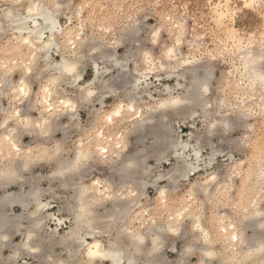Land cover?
<instances>
[{"label":"bare ground","instance_id":"6f19581e","mask_svg":"<svg viewBox=\"0 0 264 264\" xmlns=\"http://www.w3.org/2000/svg\"><path fill=\"white\" fill-rule=\"evenodd\" d=\"M243 1L249 4L254 2V0ZM9 2L0 9V67L3 68L0 72V86H2L0 87V165L2 164L0 190L4 191L0 195V258L3 248L11 244L13 238H10V235L17 233L21 228H24L25 232L23 240L10 247L12 252L0 264H9V262L12 264L24 252L41 256L46 249L53 251L56 248L69 249L70 252L67 257H64L62 252L57 256L49 254L41 259L40 264H157L162 259L160 251L170 237L185 238L186 241L178 264H187L188 257L195 254L198 255L197 264L201 262L214 264L213 261L217 258H220L223 264H264V204L261 205L258 198L261 196L264 200V169L262 170L264 165L249 167L246 170L247 174L245 173L244 176L247 178L250 189L249 202L239 211L238 222L231 224L228 228L217 229L211 222L206 223L205 213L200 212L202 206L196 198L208 197L214 189L218 196H225L233 188L231 183L233 178L243 170L242 162L230 167L228 177L222 183L218 182L215 173L205 174L191 183L187 195L192 202L183 208L181 213H174L164 218L161 216L160 209L148 211L147 207L142 209L143 212L137 218H132L133 211L142 206L140 200L145 197L147 185L155 187L160 180L159 175V179L151 183L147 180V173L143 171L142 165L146 157L152 154L147 147L143 151L139 150L136 156L133 154V157L126 156V139L132 131L143 133L141 136L146 138L153 137L155 145L153 144L151 149L153 153H157L162 146H166L163 144L164 139L169 137L168 129L166 131L164 127L162 128V122H154L157 116L163 119L167 113L173 112L194 121L197 116L202 115L203 135L195 137L192 136L193 132L189 133L195 138L194 144L189 139L172 142L171 146L168 144L174 149L173 155L178 159L177 164L168 174L169 181L172 183L171 191L174 186H179L180 181L187 178L191 172L201 168L200 162L203 159L199 145L207 136L214 132L227 133L235 128L233 126H236L234 125L236 122L232 119L235 117L233 116L235 111L226 110V103H223L226 99H219L222 101L213 104L216 110H209L206 93L209 91V82L213 78L212 72L204 67L191 65L188 58L182 60L175 58L174 51L170 48H164L157 57L147 50L151 64L145 62L144 52L141 51L137 61L134 60L131 67L130 54L126 53L119 58L114 47L124 45L126 40L129 42L134 39L139 33V27L130 28V25L125 30V35L120 39L116 38V44L108 43L103 38L93 39L83 32L82 26L71 27L68 23L73 17L78 18L82 4L66 7L68 0H9ZM67 10L70 13H67ZM62 17H66V24L62 23ZM104 25L106 26L103 30H108L107 23ZM83 27H85L84 23ZM166 27L174 32V42L178 39L179 33L184 31L180 25L167 24ZM69 30L74 36H79V40L75 41L77 45L75 49H70L64 39ZM154 30L158 31V28L151 27L149 36ZM4 39L15 40V47L7 50L3 44ZM24 40H28L29 43L24 44ZM169 50L173 53L171 57L167 54ZM73 52L75 55L71 54ZM253 54L250 51L242 55L245 57L244 63L250 66L249 87H253L258 82L264 96V73H258L255 69L264 61L260 62L263 55ZM64 60H79L81 63L77 65L76 70H82L83 76L86 65L90 63L93 78L99 70L104 80L110 83V94L104 95L99 101L93 96L83 100L82 104H77L76 101L80 98L79 92L73 97L72 91L69 90V88L72 89L71 85L61 87L58 84L52 89L53 95L48 105L52 108L51 112H48L42 103L44 93L40 88L39 102L34 101L36 93L33 94L31 86L29 97L17 99L19 96L17 91L19 78L17 77H20L22 72L25 73L26 83L35 79L39 83L41 82L39 80H42L47 86L49 79H55L63 71L62 67L57 68V66L62 65ZM158 61L161 71L166 74L165 78H176V84L175 86L163 85L162 89L155 90L157 93L155 96L150 90L154 84L150 81V76L157 72L155 67ZM15 64L19 66V76L12 77L11 73L15 70L13 66ZM29 67L32 69L31 73L28 71ZM160 78L161 74L157 72L156 81L158 82ZM58 87L59 91H57ZM122 87L132 92L126 98L129 100L128 114L122 113L121 108L125 107V102L121 99L119 106L110 113L104 115L102 110L98 111L92 123L88 126L81 125L78 112L80 107L92 101L105 105V100L111 95L117 96ZM84 95H87L86 91ZM60 98L65 99L66 102L70 100L75 111L72 108L64 109L59 104ZM29 99L34 101L31 102V111L38 110L40 113L39 118H35L30 113L29 122L33 125L39 123L41 128H33L26 135L18 136L14 130L19 126V121L24 118ZM4 100H7L8 107L5 106ZM174 101L177 103H173ZM259 108L262 109L263 106ZM116 111L120 112L119 116L113 115ZM17 112L21 115L17 116ZM260 115L264 116V111ZM109 116L112 117L111 121L108 119ZM63 118L67 119L64 126L61 124ZM5 121H7L6 124ZM74 129L82 135L76 143L71 145L70 131ZM58 132L63 133V139L53 140L49 144L48 142ZM25 136L32 137L35 143L21 147L20 143L27 138ZM113 158H116L114 164L118 165L115 168L112 163L110 169L112 174L117 176L116 179L110 174L111 177H98L90 182L84 181L82 174L84 175L94 162L108 163ZM212 160L213 158L210 157L204 167L211 165ZM40 162L50 165L51 169L46 175L36 177L33 174V168ZM42 181L56 184L57 189L72 190L66 206L73 216L68 219L69 230L57 236L56 228L47 239L48 241L43 238V233L47 227V221L53 216L47 213L49 204L42 199L44 192L40 187ZM13 185H17L19 190L10 192L9 188ZM165 189L158 187L159 198L164 197L169 190V188ZM108 205H111V209L101 213V208L106 209ZM15 206L21 207L23 212L13 216L12 211ZM187 218L191 219L189 232L184 230ZM55 219L59 224H63V219ZM211 221L213 222L214 219ZM221 239L223 244L219 249L216 244L221 242ZM97 244L100 245L99 249L95 248ZM89 251L99 252V255L89 257Z\"/></svg>","mask_w":264,"mask_h":264},{"label":"rangeland","instance_id":"374dc122","mask_svg":"<svg viewBox=\"0 0 264 264\" xmlns=\"http://www.w3.org/2000/svg\"><path fill=\"white\" fill-rule=\"evenodd\" d=\"M250 2L252 3V1ZM8 3H10L9 0H0V9L1 6ZM72 4L76 6L82 4V9H80L78 18H72V23L69 24V26H82L83 32L93 39L103 38L108 43L116 44V38L120 39L125 35V30L130 27V25V28L139 27V33L134 39H131L129 42L126 40L124 45H115L116 48L114 47V51L118 53L117 56L119 58L125 56L126 53L130 54L129 56L132 57V60L130 57L131 67L133 66L134 60L137 61V57L141 53V50H138L134 41L149 36L151 27L158 28L160 36L157 38V43L152 44L149 42L143 52L148 50L150 54L157 57L162 53L164 48H170L173 49L175 58L179 60L188 58L191 61V65L194 64L204 67L207 70L209 69L213 75L208 85L209 91L206 93V97L208 98L207 102L210 107L209 110H216L213 104L226 99V102L223 101L224 104L226 103V110L230 112L235 111V113H233L235 117L232 118L236 122L234 123L236 126H233L235 128L232 127L233 129L227 133L214 132L210 136H207L208 138L206 137L204 142L199 145L201 148V157L203 159V161L200 162L201 168L195 172H191L190 175H188L189 178L182 179L179 186H174L172 189L175 190L176 188L175 191H170V185H172V183L169 181L170 175L168 174L175 167L178 159L177 156L173 155L175 151L170 147V143L180 141V139L182 141H188L189 139V141L191 140L192 144H194L195 138L191 137V132H193L192 136L195 137L201 134L203 135L204 133L202 115L200 117L197 116L194 121L189 117L173 114V112L167 113V116L163 119L157 116L154 122L159 123V121H161L162 128L164 127L166 131L168 129L169 133V137H167V139L165 138L163 143L166 144V146H162V149L158 150V154L153 153V149H151L155 142L153 141L155 140L153 137L147 136L146 138V136H141L143 133H136L133 131V133L131 132L129 134V137L126 139V156H136L141 150L143 151L147 147V150H151L150 152L153 154L148 155L145 159V163L142 165L143 171L147 173V180L152 183L153 180L157 179L160 175L157 186L153 187L152 185H147L145 197L140 200L142 206L140 208L137 207V209L133 211L132 218H137L147 207L148 211H153L157 208L160 209L161 216L164 218L174 213H181L183 208L192 202L191 198L187 195V190L191 183L196 181L199 177L209 173H215L218 182L222 183L226 180V177H228L230 167L235 163L242 162L244 168L233 178L231 182L233 188L228 191V195L218 196L217 191L214 189L210 196L196 198V201L202 206L200 212L205 213L206 223L211 222L213 225H216L215 228L222 229L224 227L228 228L231 224L238 222L240 219L239 211L249 202L248 193L250 189L247 184V178L244 176L247 174L246 170H248L249 167L264 165V116L260 115L264 111V96H262L263 91H261L258 82L257 84L254 83L255 85L252 84L254 85L253 87H249L251 82V76H249L250 66L244 63L245 57H243L245 53L251 51V53H254L253 55H263L260 62L264 60V0H254L252 3L253 7L248 9L243 7L245 4L243 0H68V4L65 6L70 7ZM67 13L70 12L67 10ZM219 14H221V18ZM61 21L63 24H66V17H62ZM83 23L85 27H83ZM105 23H107L109 28L106 31L103 30V27L106 26L104 25ZM167 24L174 26L180 25L182 31L184 29L183 32L179 33L176 42L173 40L175 39L174 32L166 27ZM3 44L7 50H12L16 45V41L13 39H4ZM250 45L252 46L250 47ZM54 58L59 59L57 56H54ZM262 62V65L259 63L255 68L258 73H264V63ZM13 66L15 70H12V77L19 76V66H16V64ZM259 68L260 70L258 71ZM155 69L161 74V78L158 82L156 81L155 74H157V72L150 76V81L154 83L150 90L157 96L156 89H162L163 85L175 86L176 78H165L166 74L164 71H161L159 61ZM1 70H3L2 66L0 67V72ZM92 73V68L90 63H88L85 68L84 77L87 78L90 75L93 77ZM39 85L40 83L37 81V87L33 94L39 93ZM69 90L70 92L72 91L71 88H69ZM119 91L117 96H109L105 100V105H102V103L100 105V102L92 101L80 107L78 112L81 118V125L88 126L92 123L98 111L102 110L104 115L110 113L119 106L121 99H124L123 101L125 102V107L123 106V109L121 108L122 113L128 114L127 103L129 100L126 98H128L129 94L131 95L132 92H130V89H123V87L122 90ZM33 99L35 102L38 101L37 95ZM34 101L32 100L31 102ZM4 104L8 107L7 100H4ZM261 106H263L262 109L259 108ZM239 112L241 114H239ZM30 113L35 116V118L40 117L38 110H32ZM66 123L67 119L63 118V120H61L62 126ZM119 123L117 124L118 126ZM114 128H116V126H114ZM70 134L71 145L76 143L79 136L82 135L77 129L71 130ZM30 136H25L27 138L23 139V142L20 143L21 147H26V144L31 145L35 143ZM63 136L62 132H58L48 143L51 144L53 140L55 141L56 139L61 140ZM141 139H143V141ZM168 144L170 146H168ZM165 147H169L170 149L168 148V150ZM210 157L213 158L211 165H206V167H204ZM115 159L116 158H113L112 161L108 163L94 162L93 165L88 167L89 169L86 170V173L84 175L82 174V178H85V182H90L92 179H97L98 177H111V175H113L110 169L112 163L113 167L118 165L116 163L114 164ZM50 169V165L45 162H40L34 165L33 174L36 177L40 175L43 176L49 173ZM263 169L264 168H262V170ZM112 177L114 179L117 178L115 175ZM40 187L42 191H44L42 195L43 201L49 204V212L47 213H51L55 218L63 219L62 225L53 217L47 221V227L43 233V238L45 241H48L47 239H49L56 228L57 236H61L69 230L70 221L68 219L73 216L69 213L66 206L69 203L72 190L70 188L66 190L57 189L58 187L56 184H49L47 181H42ZM158 187L166 188L165 190L169 188L162 198L158 197ZM18 190L19 188L17 185H13L9 188L10 192H16ZM3 193L4 191L0 190V195ZM139 198L140 197H138V199ZM258 198H260V203L263 205V198L261 196H258ZM107 209H111V205H108L106 209L102 207L101 213H105ZM12 212L14 216L21 214L23 210L21 207L15 206ZM211 219H214V221L212 222ZM189 220L191 219L189 218ZM189 220L184 226L185 232H189ZM161 223L163 224V222ZM119 224L121 225L122 223ZM24 232L25 229L21 228L17 233L10 235V238L13 239H11L10 246L5 249L3 248L0 263H3L5 258L7 259L12 252L11 246L19 244L23 240ZM220 241L221 242L216 244L219 249H221L223 239ZM185 244V238L170 237L163 245L162 251H160L162 264H178ZM44 250L45 249H43V251ZM46 250L42 252L43 255L41 256L30 255L24 252L20 258L15 259L16 263L14 261L12 264H40L41 259L49 254L57 256L62 252L61 254L67 257L70 252L69 249L62 248H56L55 250L53 249V251L50 249ZM213 262L214 264L222 263L220 258L215 259ZM197 263L198 255L195 254L188 257L187 264Z\"/></svg>","mask_w":264,"mask_h":264},{"label":"snow or ice","instance_id":"6c2138e0","mask_svg":"<svg viewBox=\"0 0 264 264\" xmlns=\"http://www.w3.org/2000/svg\"><path fill=\"white\" fill-rule=\"evenodd\" d=\"M245 9L252 8L253 5L249 3H245L243 5ZM69 24L72 23L71 20L68 21ZM160 36L159 31H153L150 36L143 37L137 41H134V43L137 45L138 50L143 51L148 43L156 44L157 43V38ZM66 40V44L70 49H75L76 48V40H79V36H74L72 34V31L69 30L68 34L66 37H64ZM28 40H24V44H28ZM57 51L59 49L57 48ZM72 55H75V53H71ZM168 56H172V51H168ZM144 56H145V62L148 64H151V59L148 55L147 51H144ZM33 59H35V55L33 54ZM81 62L79 60H64L62 65H58L57 68L62 67L63 71L60 73L59 76H56L55 79H49L47 86L44 85L43 81L41 80L40 82V89L44 93V98L42 100L43 105L45 106L46 110L48 112L52 111V108L49 107V103L52 99V89L54 86H59L61 87H66L68 85L72 86V96L75 97L76 93L79 92L80 98L77 99V104H82L83 100L87 99L88 97H95L97 101H99L104 95L110 94L111 92V85L108 81L104 80V78L100 75L99 70H97V75L95 78H93L91 75L87 78L83 76V72L77 71V65H79ZM29 73L32 72L31 67L28 69ZM41 71H46V69H41ZM30 86L31 90L34 91L35 88L37 87V82L35 79L29 80L26 83L25 80V73H21L19 77V87L17 88V91L19 93V96L17 99L21 98H27L30 95ZM2 87V86H0ZM57 91H59V87L57 88ZM85 91L87 92V95H84ZM207 91V89H205ZM37 100L39 101V94L37 93ZM173 103H177L174 101ZM59 104L64 108H72L73 111H75V107L72 105L71 101L69 100L66 102L65 99L60 98L59 99ZM31 111V100L29 99L28 104L26 105L25 112H24V118L19 121V126L14 130L18 133V136H24L26 135L29 131H31L33 128H41V124L36 123L32 124L29 122V114ZM17 116H20L21 113L17 112ZM114 116H119L120 112L116 111L113 113ZM109 121H111L112 117H108ZM7 121H5V124ZM47 123V121H45ZM47 131V130H45ZM5 139H8V137H5ZM18 150V149H17ZM106 151V150H105ZM235 239V237H233ZM95 248L99 249L100 245L97 244L95 245ZM189 252H191V249H189ZM89 257H95L99 255V252H93L89 251L88 253ZM10 264V262H9ZM157 264H161V262H157ZM202 264V262H201Z\"/></svg>","mask_w":264,"mask_h":264}]
</instances>
